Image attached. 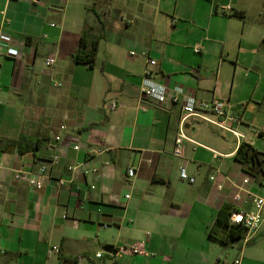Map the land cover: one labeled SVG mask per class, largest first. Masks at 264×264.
Instances as JSON below:
<instances>
[{
  "label": "crops",
  "instance_id": "obj_1",
  "mask_svg": "<svg viewBox=\"0 0 264 264\" xmlns=\"http://www.w3.org/2000/svg\"><path fill=\"white\" fill-rule=\"evenodd\" d=\"M0 27L11 53L0 59V264H67L79 256L75 264L228 262L230 245L208 230L221 206H232L228 182L249 174L234 160L237 145L220 154L186 135L218 157L189 142L182 158L172 151L181 107L192 97L226 103L243 142L264 154L247 141L249 133L264 140V0H0ZM82 34L97 41L92 68L72 60ZM141 53L156 62L152 80L182 90L176 104L140 96L149 68ZM112 103L118 109L109 110ZM195 124L218 130L192 118L185 131L194 135ZM22 136L41 139L39 149L5 151ZM196 149L233 164L223 170ZM55 155L41 190L13 179L12 170L36 171ZM75 165L82 168L73 180L57 188ZM131 167L135 176L127 178ZM180 167L194 184L179 179ZM92 168L96 174L83 175ZM213 170L225 182L221 192L208 179ZM257 236L259 247L237 245L232 258L264 264V234ZM134 243L144 256L113 252Z\"/></svg>",
  "mask_w": 264,
  "mask_h": 264
},
{
  "label": "built area",
  "instance_id": "obj_2",
  "mask_svg": "<svg viewBox=\"0 0 264 264\" xmlns=\"http://www.w3.org/2000/svg\"><path fill=\"white\" fill-rule=\"evenodd\" d=\"M0 27V59L4 56H9L8 40ZM199 48L194 49V53H198ZM135 52H130V56H134ZM141 57L146 59L149 68L144 72V76L141 80L139 92L140 96L148 101H152L160 106H167L169 104H176L182 95V90L180 88H174L172 91L152 80V68L156 65V62L149 58L148 54L141 53ZM49 65L54 63V60L50 59L47 61ZM117 108V104L112 103L108 106L109 110H114ZM204 113H208L213 117V120H208L204 117ZM197 118L201 121L211 124L220 131L231 134L236 142L237 147L240 142L244 141V136L236 130V125L241 123L240 119L235 116L230 110L226 103L218 100L212 99L210 102H197L194 98H186L184 104L181 107V114L179 117V124L176 136L174 138V145L172 155L175 158H182L183 151L182 147L186 143H191L196 147H202L207 149L213 154L214 158L218 157V154L213 150L206 148L205 146L198 144L191 139H189L185 134V125L192 119ZM65 126L59 127V131H64ZM54 141H60V135L54 137ZM74 151L79 150V146L74 145ZM59 161V156L55 155L51 159L45 162L44 165L38 167L36 171H29L23 166L18 169L12 170L13 179L15 181H25L27 185L33 190L39 191L43 188V180L50 179L47 175V169L56 167ZM80 165L68 166L67 171L70 173L69 180L59 178L54 181L55 186L58 188L64 186L65 184L71 182L76 175V173L82 168ZM96 168L84 169L83 175L89 176L96 174ZM220 172L218 170H213L209 176V181L214 186L217 192L223 191L225 187V182L218 180ZM135 176V169L128 168L126 170V177L132 178ZM178 177L181 181L188 184H194L195 179L188 175L185 167H180L178 171ZM227 180L226 177H223ZM228 182V181H227ZM263 182V184H262ZM228 191L230 194V200L232 206L230 215L228 217V223L232 226H239L244 230L243 237L239 240L240 250H243L254 238L255 236L262 232L264 234V176L262 179H257L253 175L244 174L239 182L229 181ZM252 188L260 190V192H254ZM91 190L94 186L90 187ZM128 198V197H126ZM113 252L121 255L129 256H144L143 247L141 243H134L130 245H124L119 247H112ZM54 252H58L53 248ZM96 258H101V254H96ZM225 264H241V256H237L232 261H228Z\"/></svg>",
  "mask_w": 264,
  "mask_h": 264
},
{
  "label": "trees",
  "instance_id": "obj_3",
  "mask_svg": "<svg viewBox=\"0 0 264 264\" xmlns=\"http://www.w3.org/2000/svg\"><path fill=\"white\" fill-rule=\"evenodd\" d=\"M89 47V48H87ZM97 41L91 40L85 42V34L81 35L80 43L77 51L72 57L76 64L86 65L89 68L94 66L96 56ZM42 140L39 138H31L22 136L16 141L7 142L5 151L15 150L18 154L37 151ZM234 160L239 163L244 172L253 175L258 180L264 176V154L256 152L251 145L240 142L234 155ZM231 208L223 205L219 209L212 226L208 230V236L218 240L223 245H232L238 242L244 235V230L239 226H232L228 223ZM83 256L73 259H65L67 264H75Z\"/></svg>",
  "mask_w": 264,
  "mask_h": 264
},
{
  "label": "rangeland",
  "instance_id": "obj_4",
  "mask_svg": "<svg viewBox=\"0 0 264 264\" xmlns=\"http://www.w3.org/2000/svg\"><path fill=\"white\" fill-rule=\"evenodd\" d=\"M250 1L255 2L257 0H250ZM107 103H108V100L105 102V105ZM229 110H230V108H229ZM193 128L196 129L194 135H191L192 134L191 131H188V130L185 131V134L187 136H190V137L192 136L199 143H201V144H203V145H205L207 147L212 148L213 150H215L216 152H218L220 154H227V153H230V152H232L234 150L236 142H235L234 137L231 134L225 133V132L220 131V130L211 129L210 127H208L205 124H195V126ZM247 141L251 142V144L258 151L264 152V140L260 139L258 137V135H254L253 133H249V137H248ZM182 151H183V154H184L185 147H182ZM196 151L199 154L203 155L204 159L207 162L212 163V165H214V166H219L223 170L224 169L225 170L228 169V167H230L233 164V160L232 159L223 160V161H219V160L215 161V160H212L211 156L207 152H205L204 150L196 149ZM132 196L135 197L136 193L134 192ZM257 239H258V236L253 239V241L251 242V248H254V246H256V247L260 246V243L255 242ZM237 245H240V243L236 242L235 244L230 245L229 248L226 249L228 256L230 255L229 258H228V260L230 259L229 261L233 260V258L231 256L232 255V251H233V248L237 247Z\"/></svg>",
  "mask_w": 264,
  "mask_h": 264
},
{
  "label": "water",
  "instance_id": "obj_5",
  "mask_svg": "<svg viewBox=\"0 0 264 264\" xmlns=\"http://www.w3.org/2000/svg\"><path fill=\"white\" fill-rule=\"evenodd\" d=\"M187 126H185V128H186Z\"/></svg>",
  "mask_w": 264,
  "mask_h": 264
}]
</instances>
